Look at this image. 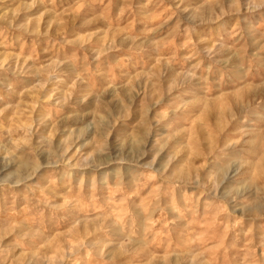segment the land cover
Returning <instances> with one entry per match:
<instances>
[{
  "label": "rangeland",
  "instance_id": "374dc122",
  "mask_svg": "<svg viewBox=\"0 0 264 264\" xmlns=\"http://www.w3.org/2000/svg\"><path fill=\"white\" fill-rule=\"evenodd\" d=\"M0 264H264V0H0Z\"/></svg>",
  "mask_w": 264,
  "mask_h": 264
},
{
  "label": "bare ground",
  "instance_id": "6f19581e",
  "mask_svg": "<svg viewBox=\"0 0 264 264\" xmlns=\"http://www.w3.org/2000/svg\"><path fill=\"white\" fill-rule=\"evenodd\" d=\"M3 169H4V168H3ZM15 176H16V177H15V179H16V178H18L20 175H15Z\"/></svg>",
  "mask_w": 264,
  "mask_h": 264
}]
</instances>
